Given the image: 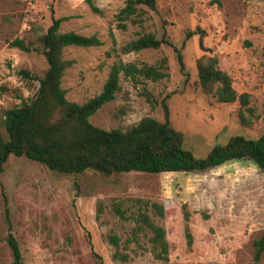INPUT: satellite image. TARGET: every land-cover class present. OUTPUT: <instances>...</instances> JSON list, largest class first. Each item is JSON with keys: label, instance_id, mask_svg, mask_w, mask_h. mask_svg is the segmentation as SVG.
Masks as SVG:
<instances>
[{"label": "rangeland", "instance_id": "rangeland-1", "mask_svg": "<svg viewBox=\"0 0 264 264\" xmlns=\"http://www.w3.org/2000/svg\"><path fill=\"white\" fill-rule=\"evenodd\" d=\"M127 1L92 0L101 11L96 14L86 0H0L2 131L5 112L35 95L48 68L39 39L53 6L56 17L67 18L59 32L95 35L102 42L63 50L69 65L61 87L68 101L83 104L99 94L114 63L164 64L166 76L156 82L141 78L136 84L121 73L115 98L90 117L93 126L126 130L145 117L163 122L167 108L171 126L200 158L233 136L264 135V0H156L154 9L139 6L121 21ZM144 34L167 44L122 51ZM15 39L28 50L12 46ZM202 56L217 58L237 94L249 95L246 107L202 92ZM153 203L163 207V216ZM139 211L164 228L166 260L155 257L148 230H139ZM9 230L23 264H264V251L258 263L253 258V242L264 232V172L245 159L190 173L68 175L11 156L0 173V264L13 259ZM110 235L119 238L126 261L113 257Z\"/></svg>", "mask_w": 264, "mask_h": 264}, {"label": "trees", "instance_id": "trees-1", "mask_svg": "<svg viewBox=\"0 0 264 264\" xmlns=\"http://www.w3.org/2000/svg\"><path fill=\"white\" fill-rule=\"evenodd\" d=\"M91 11H101L86 0ZM156 0H128L120 10L118 18L127 20L136 14L139 6L154 9ZM51 24L39 39L48 68L39 79L37 92L30 100L22 102L5 112L4 131L0 128V173L11 156L26 157L46 166L49 170L62 174H80L94 170L101 174L143 172L190 173L206 171L232 161L251 160L264 172V135L257 139L233 136L225 145H215L205 157H197L184 145V135L175 130L168 119L160 122L151 117L141 119L126 130H104L93 126L90 117L102 106L111 102L120 89V74L138 84L141 78L159 81L166 74L159 66L137 65L135 63H114L103 85L102 91L83 104L66 99L61 87V79L69 62L63 59V50L69 46L97 47L102 42L95 35L84 36L69 31L59 32L60 24L67 18L56 17L53 6ZM121 27H124L121 24ZM167 44L153 34H144L126 44L122 51L139 52L145 49H158ZM12 46L28 50L22 40L15 39ZM217 58L202 56L197 63L199 84L204 94L213 95L218 102L230 104L236 101L242 107L249 104V95H238L232 86L231 78L218 67ZM26 76L28 73L23 72ZM242 122L249 120L240 113ZM159 216L164 215L162 206L153 203ZM116 212L125 219L120 208ZM136 220L139 230L144 227L151 234L149 241L157 259L166 260L169 244L164 228L154 224L146 213L139 211ZM10 229V228H9ZM187 236L190 234L187 231ZM109 242L117 249L113 257L126 261L128 256L118 251L119 238L109 236ZM6 243L12 252L11 264H23L19 244L11 230ZM254 262L258 263L264 251V232L253 242Z\"/></svg>", "mask_w": 264, "mask_h": 264}]
</instances>
